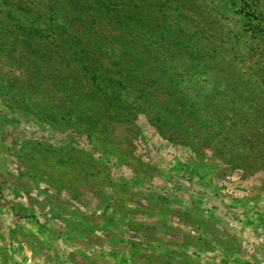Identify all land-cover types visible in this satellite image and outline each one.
Masks as SVG:
<instances>
[{
    "label": "rangeland",
    "instance_id": "obj_1",
    "mask_svg": "<svg viewBox=\"0 0 264 264\" xmlns=\"http://www.w3.org/2000/svg\"><path fill=\"white\" fill-rule=\"evenodd\" d=\"M0 264H264V0H0Z\"/></svg>",
    "mask_w": 264,
    "mask_h": 264
},
{
    "label": "trees",
    "instance_id": "obj_2",
    "mask_svg": "<svg viewBox=\"0 0 264 264\" xmlns=\"http://www.w3.org/2000/svg\"><path fill=\"white\" fill-rule=\"evenodd\" d=\"M117 82H121V81H118V80H117ZM91 85H92V86H97V85H98V84H97V81H96V80H95V81H92V82H91Z\"/></svg>",
    "mask_w": 264,
    "mask_h": 264
}]
</instances>
